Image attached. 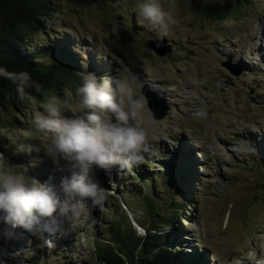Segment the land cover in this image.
<instances>
[{
    "label": "rangeland",
    "instance_id": "rangeland-1",
    "mask_svg": "<svg viewBox=\"0 0 264 264\" xmlns=\"http://www.w3.org/2000/svg\"><path fill=\"white\" fill-rule=\"evenodd\" d=\"M179 3L180 14H190L192 21L181 20L169 36L158 37L134 24L132 0L91 5L57 0L50 32L36 35L32 44L64 39L84 72L106 75L114 68V74H137L145 82L142 93L159 113L167 107L162 118L150 106L142 114L148 140L138 166L144 176L166 178L147 182L139 169L133 171L138 166L111 172L97 167L93 174L108 190L103 206L83 208L76 230L59 220L50 244L29 233L0 244V264H95V238L114 212L127 214L137 232L145 233L141 225L150 217L141 207L140 187L144 195L153 189L163 205L184 208L186 218L176 222L183 247L175 250L192 253L193 264H264V0H248L231 18L218 20L194 12L186 0ZM151 41L171 50L159 54ZM79 82L65 89L69 95ZM26 110L0 131V166L26 167L38 180L60 177L43 151L18 150L20 143L43 139L27 138L32 107Z\"/></svg>",
    "mask_w": 264,
    "mask_h": 264
},
{
    "label": "clouds",
    "instance_id": "clouds-1",
    "mask_svg": "<svg viewBox=\"0 0 264 264\" xmlns=\"http://www.w3.org/2000/svg\"><path fill=\"white\" fill-rule=\"evenodd\" d=\"M132 4L138 23L158 37L169 36L181 20L192 21L190 14H180L179 0H132ZM0 78L11 80L18 99L32 107L27 138L43 137L39 144L20 143L18 150L43 151L56 170L67 173L58 181L54 175L41 181L26 167L8 162L0 166V244H11L23 234L21 229L50 244L49 237L60 230L59 220L76 230L83 208L102 207L108 199V190L93 174L97 167L121 171L144 161L148 133L142 114L149 107L141 91L145 82L134 72L88 71L69 95L45 89L27 71L9 73L0 67Z\"/></svg>",
    "mask_w": 264,
    "mask_h": 264
},
{
    "label": "trees",
    "instance_id": "trees-1",
    "mask_svg": "<svg viewBox=\"0 0 264 264\" xmlns=\"http://www.w3.org/2000/svg\"><path fill=\"white\" fill-rule=\"evenodd\" d=\"M72 1L91 5L101 4L103 0ZM247 1L186 0L194 12L215 20L231 18L243 9ZM56 3L57 0H0V67L5 68L9 73L27 71L45 89L55 94H63L67 92L65 90L67 87L80 80V75L84 72L81 63L78 62L80 58L73 53V48L63 41L64 39L58 41L46 38L39 41L37 45L31 42L36 35L41 34L42 37L50 32L48 20L57 10ZM134 24L139 23L137 21ZM113 69L104 72L106 75H111L114 74ZM32 92L38 95L34 89ZM27 108H30V105L18 99L11 80L0 78V131L13 126L20 115L25 116ZM136 168H133V171L137 172L139 169L141 178L147 182H151L152 178H166L161 173L146 171L148 175L144 176L142 166ZM140 192L141 207L150 217L148 225L144 223L141 225L145 233L137 232L127 214L114 212L107 221L103 220L106 225L102 236L97 234L95 238L93 263H195L192 253L175 250L177 245L183 247L177 235L176 222L179 217L186 218L185 213L181 212L184 208L178 210L177 205H163L159 195L153 189L144 195L140 187ZM123 196L126 198V195ZM126 201L130 205V202ZM116 207L121 208L120 203ZM164 208H166L165 211ZM161 224L166 225L167 230H164ZM188 256H190L189 261L186 260Z\"/></svg>",
    "mask_w": 264,
    "mask_h": 264
},
{
    "label": "water",
    "instance_id": "water-1",
    "mask_svg": "<svg viewBox=\"0 0 264 264\" xmlns=\"http://www.w3.org/2000/svg\"><path fill=\"white\" fill-rule=\"evenodd\" d=\"M149 45H150V47H151L154 51H156V52L159 53V54H165L166 52H169V51L171 50V47L160 48V47L157 45V41H151V42H149ZM229 68H230V66H229ZM231 71H233V73L238 74V72L235 71L234 69H232V67H231ZM147 97H148V104H149V106L152 108V110L154 111L155 116H156L157 118H162L163 116H165V115L167 114V111H166V110H167V107H165V109H164L162 112L159 113L158 109H160V108H158V106H156V105L152 102V100L150 99L151 97H150L149 95H148Z\"/></svg>",
    "mask_w": 264,
    "mask_h": 264
},
{
    "label": "bare ground",
    "instance_id": "bare-ground-1",
    "mask_svg": "<svg viewBox=\"0 0 264 264\" xmlns=\"http://www.w3.org/2000/svg\"><path fill=\"white\" fill-rule=\"evenodd\" d=\"M46 179H48V176L45 175V177H44L41 181H44V180H46ZM21 230H22V229H21ZM23 235H24V234H22V236H23ZM19 239H20V238H18V239H16V240L19 241Z\"/></svg>",
    "mask_w": 264,
    "mask_h": 264
}]
</instances>
